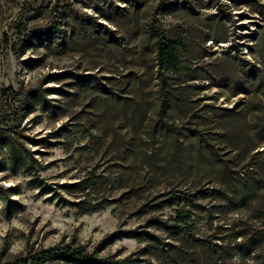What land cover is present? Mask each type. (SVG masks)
Segmentation results:
<instances>
[{"label": "rangeland", "instance_id": "rangeland-1", "mask_svg": "<svg viewBox=\"0 0 264 264\" xmlns=\"http://www.w3.org/2000/svg\"><path fill=\"white\" fill-rule=\"evenodd\" d=\"M0 139V264H264V0H0Z\"/></svg>", "mask_w": 264, "mask_h": 264}, {"label": "trees", "instance_id": "trees-1", "mask_svg": "<svg viewBox=\"0 0 264 264\" xmlns=\"http://www.w3.org/2000/svg\"><path fill=\"white\" fill-rule=\"evenodd\" d=\"M153 34L157 37V60L158 65L161 70H168L174 73H180L182 71V61L180 58V52L182 45L179 41L170 38L165 32L161 31L158 27L153 28ZM2 145L8 146L10 150L9 162L11 167H25L28 166L31 168V163H28V157L16 146L6 139H0ZM37 181H39L37 179ZM99 183L96 179L93 178H84L74 183H66L59 185L58 187L65 190L70 196L76 197L79 199L77 202H72L74 205L78 206L81 210L86 212H94L102 208V203L95 202L94 204H88V202L83 199L85 195H90L92 192L97 191ZM57 188H54L53 185H46L43 192L50 194L53 191H56ZM87 192H89L87 194ZM70 202V201H69ZM192 206H198L193 200H188ZM180 222H182L183 227L179 228L184 230L186 234H192V227H189V220L191 216L180 215ZM130 232L123 231L117 232L112 236L115 238H122L130 236ZM33 264H45L51 261L61 260V261H70L77 264H127L126 259H113L111 257L99 256L97 253H89L83 247L72 248L70 246H59L55 248H50L43 251L41 254H38L33 258ZM6 264H28L25 263H12L7 262Z\"/></svg>", "mask_w": 264, "mask_h": 264}]
</instances>
